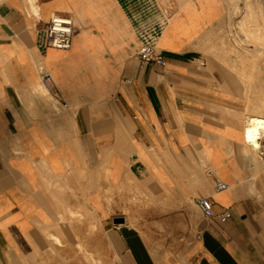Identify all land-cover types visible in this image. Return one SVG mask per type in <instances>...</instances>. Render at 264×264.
Wrapping results in <instances>:
<instances>
[{"label": "crops", "instance_id": "1", "mask_svg": "<svg viewBox=\"0 0 264 264\" xmlns=\"http://www.w3.org/2000/svg\"><path fill=\"white\" fill-rule=\"evenodd\" d=\"M223 14L221 0H0V264L76 259L79 244L114 264H264V156L242 150L239 105L199 45ZM54 15L73 20L69 49L47 44ZM203 196L230 218H205Z\"/></svg>", "mask_w": 264, "mask_h": 264}, {"label": "rangeland", "instance_id": "2", "mask_svg": "<svg viewBox=\"0 0 264 264\" xmlns=\"http://www.w3.org/2000/svg\"><path fill=\"white\" fill-rule=\"evenodd\" d=\"M221 2L223 16L203 35L199 45L210 61L217 63L213 67L222 75L224 87L233 94L231 99L239 105V116L246 123L255 113L264 117V4L260 0ZM160 3L165 10L171 9L172 0H160ZM46 97L61 112L59 104L57 106L51 97ZM246 152L257 154L251 150ZM59 254L58 259L51 257L55 250L48 248L47 253H42L41 264H114L111 259L94 258V254L81 244L77 247L76 259L62 257V252Z\"/></svg>", "mask_w": 264, "mask_h": 264}, {"label": "built area", "instance_id": "3", "mask_svg": "<svg viewBox=\"0 0 264 264\" xmlns=\"http://www.w3.org/2000/svg\"><path fill=\"white\" fill-rule=\"evenodd\" d=\"M260 1L264 3V0ZM45 30L47 32V44L50 47L62 50L70 48L74 31V23L71 17L54 15L46 25ZM138 56L145 63H156L160 66L166 64V59L163 54L155 46L150 44H143L138 51ZM50 79V74L47 71H41L40 81L47 88H50L48 83ZM244 132L246 133V128ZM256 140L259 142L257 153L264 156V127L257 134ZM229 187V184L219 180H216L214 184L216 190H225ZM196 204L205 218L216 217L221 222H224L231 216L228 209L222 210L220 213H215L213 201L209 196L198 198Z\"/></svg>", "mask_w": 264, "mask_h": 264}, {"label": "bare ground", "instance_id": "4", "mask_svg": "<svg viewBox=\"0 0 264 264\" xmlns=\"http://www.w3.org/2000/svg\"><path fill=\"white\" fill-rule=\"evenodd\" d=\"M48 95V94H47ZM48 97H51L55 103L57 101L50 95ZM264 127V117L260 114H252L247 118V122L245 123V128H246V133L245 134V139L246 141V151L252 150L254 152H257L258 147H259V142L256 140L257 134L260 133V131ZM244 150V149H242ZM245 151V152H246ZM247 153V152H246ZM257 164V163H256ZM260 166V165H259ZM250 167V166H249ZM255 167V165H254ZM257 168V167H256ZM253 186V185H252ZM255 187V186H254ZM256 188V187H255ZM256 190V189H255ZM258 191V190H257ZM256 192V191H255ZM49 234L56 240L59 239V236L57 235L56 232H49ZM83 245V244H82ZM110 248V247H109Z\"/></svg>", "mask_w": 264, "mask_h": 264}, {"label": "water", "instance_id": "5", "mask_svg": "<svg viewBox=\"0 0 264 264\" xmlns=\"http://www.w3.org/2000/svg\"><path fill=\"white\" fill-rule=\"evenodd\" d=\"M122 221H123L122 218H115V219H114V222H115V223H120V222H122Z\"/></svg>", "mask_w": 264, "mask_h": 264}]
</instances>
